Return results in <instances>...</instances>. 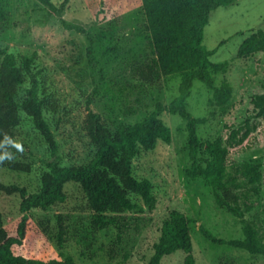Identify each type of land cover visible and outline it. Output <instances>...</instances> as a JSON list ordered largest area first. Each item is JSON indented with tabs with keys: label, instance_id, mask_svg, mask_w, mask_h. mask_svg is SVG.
I'll return each mask as SVG.
<instances>
[{
	"label": "rangeland",
	"instance_id": "1",
	"mask_svg": "<svg viewBox=\"0 0 264 264\" xmlns=\"http://www.w3.org/2000/svg\"><path fill=\"white\" fill-rule=\"evenodd\" d=\"M59 2L60 0H56ZM5 18H0V49H13L19 54L38 52L39 65L51 79L52 90L44 102V117L51 126L62 152L61 163H87L96 146L87 132L89 107L97 122L115 129L120 121L134 123L150 113L157 100L169 102L178 94L181 73L164 75L145 82L138 78L139 66L155 55L144 27L142 0H69L63 16L68 22L83 24L92 33L65 27L61 20H43L46 10L39 0H0ZM257 29L264 30V0H237L212 9L204 27L203 43L215 48L212 63H222L219 70H209L216 84L223 80L232 87L231 96L220 102L213 89L194 79L187 108L204 120L197 125L202 142L220 137L226 143L229 131L240 128L248 132L242 145L231 146L229 163H259L263 174L258 194L250 193V209L244 217L254 223L264 237V113L245 123L253 94L264 92V50L239 56L243 39ZM91 47L90 53L87 48ZM90 57L97 64L92 71ZM25 95L20 88L19 97ZM161 119L171 129V140L152 141L141 148L133 159V172L152 183L155 202L143 211L105 212L109 223L98 229L96 214L86 208L77 183L67 185L68 198L46 210L33 209L37 228L22 247V253L44 259L72 255L79 264H147L153 245L158 240L163 220L169 211L178 209L194 218L190 223L195 264H264V254L244 248L214 243L199 229L203 224L224 238L243 237L240 217L216 203L211 187L201 178L187 174L195 161L205 164L209 155L201 147L193 159L189 152L186 120L164 111ZM15 147L11 159L30 165V171L0 166V181L16 183L32 192L40 186L45 169L41 160L49 155L48 143L30 116L20 111L15 127ZM19 193L0 190V212L4 224L15 229L21 215ZM65 225L63 244H58L59 221ZM186 252L176 250L162 257L160 264H183Z\"/></svg>",
	"mask_w": 264,
	"mask_h": 264
},
{
	"label": "trees",
	"instance_id": "2",
	"mask_svg": "<svg viewBox=\"0 0 264 264\" xmlns=\"http://www.w3.org/2000/svg\"><path fill=\"white\" fill-rule=\"evenodd\" d=\"M46 10L43 20L59 18L67 28L86 32L92 41V33L83 24L68 22L64 10L69 0H39ZM237 0H142L145 14V30L149 45L155 57L139 66L136 75L145 82H152L161 76L181 73L178 94L169 102L157 100L150 113L134 123L120 121L113 130L97 122L95 113L89 107L87 132L92 138L96 151L84 164L64 165L62 152L50 124L44 117V102L51 93L52 82L39 65L38 52L19 54L13 49H0V155L9 154L15 143V127L20 123V111L30 116L35 127L48 143L49 155L41 160L45 169L40 175V186L28 191L25 186L0 181V190L19 193L21 215L15 229L4 224L0 212V264H79L72 255L63 258L44 259L22 253V247L34 236L37 228L31 210H46L50 206L65 202L68 198L67 185L77 183L82 191L87 209L96 214L94 220L98 229L110 221L105 212L119 213L133 209L144 210V205L134 200L138 196L147 206H153L155 195L148 178H138L133 172V159L141 148H146L156 140H171V129L161 119L164 111L178 114L186 120L189 152L193 159L201 147L209 155L205 164L195 161L187 174L190 178H201L212 189L218 205L226 207L240 217L243 237L224 238L215 235L203 224L199 225L203 235L214 243L228 244L244 248L250 253L264 254V237L259 228L244 217L250 209L248 198L251 192L258 194L261 189L262 171L259 163L243 161L229 163L231 146L242 145L248 134L239 135L240 128L229 131L226 143L220 137L202 142L197 134V125L203 118L192 115L187 108V98L191 93L194 79H199L213 89L214 97L225 102L231 96L232 87L223 80L216 84L209 66L215 70L222 63H212L210 56L215 48L209 49L203 43L204 27L208 23L210 11L220 5H230ZM5 9L0 5V18H5ZM264 50V30L257 29L246 36L238 47L239 56H248ZM88 53L91 47L87 48ZM92 71L96 61L90 57ZM25 95L19 97L20 88ZM245 123L264 113V92L253 94ZM11 169L30 171L29 164L21 161H2ZM58 244H63L65 225L58 216ZM194 218L178 209L169 211L163 220L158 240L153 245V253L147 264H160L163 256L178 249L186 252L183 264H195L192 253L193 241L190 223Z\"/></svg>",
	"mask_w": 264,
	"mask_h": 264
},
{
	"label": "clouds",
	"instance_id": "3",
	"mask_svg": "<svg viewBox=\"0 0 264 264\" xmlns=\"http://www.w3.org/2000/svg\"><path fill=\"white\" fill-rule=\"evenodd\" d=\"M10 143H12L13 147H15L18 151H21V152L23 151V147H22L21 144L14 143V142H11V141H10ZM6 159H11V156L9 154H7V153H5L3 155H0V162L4 161Z\"/></svg>",
	"mask_w": 264,
	"mask_h": 264
}]
</instances>
